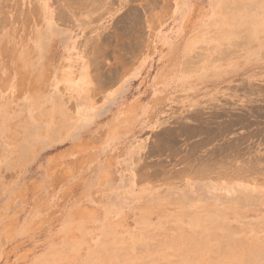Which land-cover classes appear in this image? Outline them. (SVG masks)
Listing matches in <instances>:
<instances>
[{"label": "rangeland", "instance_id": "obj_1", "mask_svg": "<svg viewBox=\"0 0 264 264\" xmlns=\"http://www.w3.org/2000/svg\"><path fill=\"white\" fill-rule=\"evenodd\" d=\"M0 264H264V0H0Z\"/></svg>", "mask_w": 264, "mask_h": 264}]
</instances>
